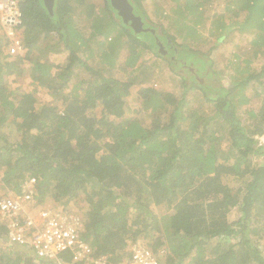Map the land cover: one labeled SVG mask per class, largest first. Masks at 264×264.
Here are the masks:
<instances>
[{"label": "trees", "instance_id": "16d2710c", "mask_svg": "<svg viewBox=\"0 0 264 264\" xmlns=\"http://www.w3.org/2000/svg\"><path fill=\"white\" fill-rule=\"evenodd\" d=\"M17 1L20 52L9 54L0 25V187L19 193L34 178V203L47 208L51 199L61 207L47 208L54 213L83 209L81 235L96 258L120 261L129 243L145 240L140 244L166 264H264L256 242L264 237V0H221L213 15L211 50L232 34L248 36L250 59L242 64L234 53L232 64L243 75L227 84L204 80L214 64L208 56L189 71L194 75H184L199 51L176 44L163 29L157 33L145 18V0H128L140 31L123 22L110 0H54L51 11L43 0ZM174 1L176 18L193 28L211 2ZM115 27L123 34L118 41L110 36ZM145 51L165 61L179 95L149 84L156 74L142 62ZM59 53L68 63L50 60ZM22 62L51 100L10 86L7 76ZM249 89L258 105L243 108ZM130 92L148 113L147 125L124 115ZM233 210L239 217L232 224ZM7 232L0 221V264H31L32 247L12 242Z\"/></svg>", "mask_w": 264, "mask_h": 264}, {"label": "rangeland", "instance_id": "374dc122", "mask_svg": "<svg viewBox=\"0 0 264 264\" xmlns=\"http://www.w3.org/2000/svg\"><path fill=\"white\" fill-rule=\"evenodd\" d=\"M153 0H145V18L147 21H149L153 28H156L157 33L159 34H171L174 36L176 44H187V46L191 47L193 50H195L196 53L194 56H191L188 60L187 66H184V75L187 77H190L193 73V69L195 70V67L199 68L201 66V61L204 60L206 56H208L211 60H213L212 65V71H210V78L208 76H205L204 80L206 82L211 83L214 81L216 84H227L229 82H233L238 76H241L243 74H238L236 72L235 67L233 66L235 63L236 58H234V53L239 52L240 54V62L242 64L244 63L243 58L250 59V56L246 55L247 48L245 49L244 46L247 44L248 36L242 35L237 36V34H232L230 36H227L220 44H218L217 47L214 49H210V47L213 45V42H215V35H212L210 33L209 29L211 27L213 15L221 12L223 8V4L221 0H211L210 4L204 7V22L200 25H196L194 28L192 27V23H188L190 26H185L183 23L177 19V15L174 12V0H155L158 2L156 6H154V2L152 4ZM182 1V0H180ZM177 17V18H176ZM181 18V16H179ZM152 20V21H151ZM160 26V27H159ZM163 26V27H161ZM161 29L165 31V33L161 32ZM177 30V32H176ZM180 30V31H178ZM184 33L187 34V37L185 40H183ZM122 32L119 27H115L111 30L110 36L114 38L115 41H118L122 37ZM187 46H184L185 48H188ZM185 54L190 55L191 53L189 51H186ZM184 55V54H182ZM200 58V60H198ZM142 62H147V64H150L151 70L155 72V76L150 77L148 79V82L150 85H153L154 87L165 90V91H173L176 95H179L181 91V87L179 84L174 82L172 80L173 75L169 71V68L165 61H162L161 59L154 58L151 53L148 51H145L142 54ZM50 60L54 62L55 64H66L68 63V58L66 53L64 54H52L50 56ZM181 61V60H180ZM180 61H178L180 63ZM66 62V63H65ZM150 62V63H148ZM234 63V64H232ZM252 64L255 65L254 67H259L260 64L257 63V60L254 58L252 60ZM20 67L17 68V72L12 73L11 75L7 76V82L12 86V88H17V90H20L24 95L29 93L31 90L34 89V93L36 98L39 102H47L48 100L52 99V93L50 90L46 89L45 87L38 86L34 83H32V80L30 78V65L22 62ZM208 65H205V68H207ZM115 73L112 75L118 76V78H121L123 80H127L129 77L128 72L124 71L121 72V70H114ZM175 71H179L178 68H176ZM190 71V72H189ZM207 69H205L204 72H199L198 76L202 74L204 76V73H206ZM215 71V72H213ZM212 72V74H211ZM194 75V74H193ZM206 75V74H205ZM16 90V89H15ZM246 95L249 97V102L243 107V108H252L256 107L258 103L256 102V97L254 95V92L249 89L246 91ZM191 103L194 107L198 106L197 97H190ZM139 112H136L138 111ZM145 114L144 110L141 107V103L138 99H136V94L133 92H130V94L127 97L126 100V112L125 116L130 118H137L139 122L143 125H147V121L149 120V116ZM14 129L11 126H7L5 128V132H7V136L12 137ZM261 143H264V136L260 138ZM229 183L233 187H237L239 185L238 182L235 181H229ZM18 194L17 192H11L5 190L0 187V198L6 197L9 195ZM46 202V203H45ZM44 205H49L47 208H53V209H59L60 205L56 204L53 205V201L45 200ZM54 207H53V206ZM58 205V206H57ZM51 206V207H50ZM44 208L43 205H38L34 203L33 201H30L27 205V212L31 214L34 218L38 217V211L40 209ZM156 210V209H155ZM159 211V209H158ZM70 213H77L82 218H85V211L82 209H79L78 207H73L72 211H69ZM157 212V210H156ZM160 212V211H159ZM36 216V217H35ZM239 217V211L233 210L230 216V222L233 224L237 221ZM38 219V218H37ZM253 240V239H252ZM256 240V239H254ZM259 241L261 248L264 253V237L260 239H257L256 242ZM136 242V241H135ZM136 243L145 244V240L143 242L137 241ZM130 244V243H129ZM5 246H3L4 248Z\"/></svg>", "mask_w": 264, "mask_h": 264}, {"label": "built area", "instance_id": "2783aa9c", "mask_svg": "<svg viewBox=\"0 0 264 264\" xmlns=\"http://www.w3.org/2000/svg\"><path fill=\"white\" fill-rule=\"evenodd\" d=\"M17 0H0V25L10 44L9 54L23 49L19 36L22 22ZM34 178L22 185L18 194L0 198V221L6 224L8 238L17 244L28 243L34 258L31 264H166L160 253L148 246L130 243L120 261L110 262L107 257H93L90 244L82 238L83 220L77 213L57 212L47 208L38 211V219L27 212L34 193ZM62 254L70 258L60 259Z\"/></svg>", "mask_w": 264, "mask_h": 264}, {"label": "water", "instance_id": "95a60500", "mask_svg": "<svg viewBox=\"0 0 264 264\" xmlns=\"http://www.w3.org/2000/svg\"><path fill=\"white\" fill-rule=\"evenodd\" d=\"M45 6L51 11L53 8L54 0H43ZM111 5L117 10L118 15L122 18L123 22L129 25L136 31L142 30V20L139 16L133 13V8L128 0H110Z\"/></svg>", "mask_w": 264, "mask_h": 264}, {"label": "crops", "instance_id": "0c3cea01", "mask_svg": "<svg viewBox=\"0 0 264 264\" xmlns=\"http://www.w3.org/2000/svg\"><path fill=\"white\" fill-rule=\"evenodd\" d=\"M36 217V216H35Z\"/></svg>", "mask_w": 264, "mask_h": 264}]
</instances>
